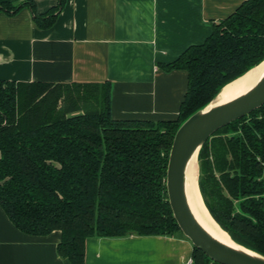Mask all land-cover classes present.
Segmentation results:
<instances>
[{
	"label": "trees",
	"instance_id": "16d2710c",
	"mask_svg": "<svg viewBox=\"0 0 264 264\" xmlns=\"http://www.w3.org/2000/svg\"><path fill=\"white\" fill-rule=\"evenodd\" d=\"M66 0L39 14L49 29ZM264 60V0H245L212 24L164 72L187 73L172 120L114 119L109 83L0 81V206L20 231L60 232L58 253L84 264L90 236L182 235L167 200L168 155L178 126L228 82ZM198 187L212 218L237 243L264 255V104L217 130L200 148ZM185 237V236H184ZM188 264H219L193 246Z\"/></svg>",
	"mask_w": 264,
	"mask_h": 264
},
{
	"label": "crops",
	"instance_id": "0c3cea01",
	"mask_svg": "<svg viewBox=\"0 0 264 264\" xmlns=\"http://www.w3.org/2000/svg\"><path fill=\"white\" fill-rule=\"evenodd\" d=\"M31 1L39 14L57 0ZM245 0H66L54 24L39 29L28 7L0 11V81L110 85L114 119L172 120L187 90V73L164 72L212 24ZM60 232L20 231L0 206V264H71L60 255ZM193 245L182 235L90 236L84 264H188Z\"/></svg>",
	"mask_w": 264,
	"mask_h": 264
},
{
	"label": "water",
	"instance_id": "95a60500",
	"mask_svg": "<svg viewBox=\"0 0 264 264\" xmlns=\"http://www.w3.org/2000/svg\"><path fill=\"white\" fill-rule=\"evenodd\" d=\"M263 62L264 60L254 68L258 67ZM246 73L240 77L244 76ZM220 91L217 92L209 103L188 116L178 126L174 134L168 155L165 178L167 200L173 217L182 234L193 246L200 249L212 261L219 264H264V255L235 242L231 237L234 244L243 247L252 252V254L237 250L212 238L197 222L187 203L184 187V173L188 160L193 154L198 158L201 146L211 138L217 130L249 114L264 104V74L247 93L229 102L213 105L208 108L217 98Z\"/></svg>",
	"mask_w": 264,
	"mask_h": 264
},
{
	"label": "bare ground",
	"instance_id": "6f19581e",
	"mask_svg": "<svg viewBox=\"0 0 264 264\" xmlns=\"http://www.w3.org/2000/svg\"><path fill=\"white\" fill-rule=\"evenodd\" d=\"M263 74L264 62L246 73L244 76L223 87L217 98L208 106V108L213 105L229 102L247 93L252 86L261 79ZM184 174V187L187 203L197 222L212 238L220 243L252 254V252L234 244L228 233L216 223L206 208L198 187V165L195 154H193L188 160Z\"/></svg>",
	"mask_w": 264,
	"mask_h": 264
}]
</instances>
